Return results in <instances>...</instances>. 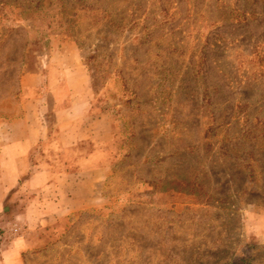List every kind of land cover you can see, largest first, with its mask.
<instances>
[{
  "label": "rangeland",
  "instance_id": "374dc122",
  "mask_svg": "<svg viewBox=\"0 0 264 264\" xmlns=\"http://www.w3.org/2000/svg\"><path fill=\"white\" fill-rule=\"evenodd\" d=\"M59 62L109 115L112 171L46 224L0 161V249L26 235L24 264H264V0H0V154Z\"/></svg>",
  "mask_w": 264,
  "mask_h": 264
},
{
  "label": "crops",
  "instance_id": "0c3cea01",
  "mask_svg": "<svg viewBox=\"0 0 264 264\" xmlns=\"http://www.w3.org/2000/svg\"><path fill=\"white\" fill-rule=\"evenodd\" d=\"M48 75L45 89L22 101L20 138L2 148L0 161L12 163L3 177L10 181L5 182L8 188L20 186L18 193L25 195L21 209L32 213L34 221L51 224L94 202L112 171L107 147L113 131L108 114L92 113L93 94L85 78L73 76L62 62L51 65ZM50 111L56 128L52 143V130L44 121ZM86 143L94 144L96 151H86ZM41 145L46 155L34 160ZM31 246L26 235L8 243L0 249V264H24L22 255Z\"/></svg>",
  "mask_w": 264,
  "mask_h": 264
}]
</instances>
